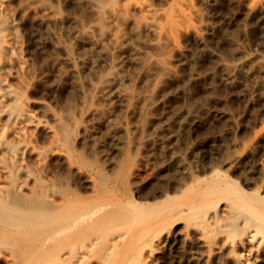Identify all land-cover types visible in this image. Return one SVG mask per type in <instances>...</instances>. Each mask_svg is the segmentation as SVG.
Returning <instances> with one entry per match:
<instances>
[{
	"label": "rangeland",
	"instance_id": "rangeland-1",
	"mask_svg": "<svg viewBox=\"0 0 264 264\" xmlns=\"http://www.w3.org/2000/svg\"><path fill=\"white\" fill-rule=\"evenodd\" d=\"M44 1L57 12L45 26L37 20L39 12L25 9L20 0H11L8 6L16 16L14 28L26 59L31 97L46 103L70 127L64 148L73 163L54 155L49 171L40 170L39 176L56 181L59 190L74 200H107L121 212L150 203L144 206L161 222L153 227L164 230L148 264H242L241 254L250 259L247 264H264V240L251 235L254 226L250 233L244 231L240 213L230 217L220 207L211 217L188 208L208 188L216 197L224 194L264 209V3L250 9L249 0H193L184 9L199 14L192 23L204 43L196 40L193 27L182 23L185 30L175 34L173 49L164 34L141 30L135 36L131 23L119 18L110 23L105 13L91 10L93 0ZM100 1L105 9L129 4ZM178 1L146 0L168 12ZM131 11L139 19L153 16ZM156 19L167 23L163 17ZM74 29L91 31V36H76ZM109 31L124 33L121 51ZM240 51L251 59L243 65L247 72L222 81L220 62H237ZM68 54L70 61L64 59ZM170 57L169 72L146 64L149 58ZM118 69L126 86L103 98L97 91L102 78ZM11 81L17 84L14 77ZM97 108L105 113L91 112ZM34 110L54 123L47 109ZM84 172H91L94 180ZM171 211L179 219L176 225H169ZM95 254L89 264H102L104 253ZM146 254L125 259L127 254L122 253L114 257V264H144ZM2 259L0 264H5ZM57 259V254L50 257Z\"/></svg>",
	"mask_w": 264,
	"mask_h": 264
},
{
	"label": "bare ground",
	"instance_id": "bare-ground-1",
	"mask_svg": "<svg viewBox=\"0 0 264 264\" xmlns=\"http://www.w3.org/2000/svg\"><path fill=\"white\" fill-rule=\"evenodd\" d=\"M20 1L25 9L32 8L35 13L39 12L37 20L44 26L50 20L57 18L56 9L44 0ZM128 1L129 4L126 6L114 5L107 9L103 8V3L100 0L89 1V3L94 12L105 13L104 17L110 23L115 22L118 18L128 24L131 23L134 26L132 32L135 33V36H138L136 32L143 33L145 30L158 35L164 34L172 43L173 49H177L175 34L185 30L182 28V23L185 27H193L197 35L196 40L199 43L202 42L201 39H204L198 32L200 29L192 23L194 16L198 17L199 14L188 13L184 9L185 6L191 5L193 0H179L171 12L160 10L146 0ZM262 1L249 0L250 9H255L261 3L263 4ZM10 3L11 0H0V257L4 259L5 264H89L94 254L102 251L104 253L102 264H114V257L122 253L127 254L125 258L127 259L129 257L139 258L147 252L144 264H148L150 256L155 252L160 239L163 238L161 235L164 230H155L156 225L161 223L160 216L158 215L159 217L156 219L152 209L144 206L150 205V203H138L135 206V208L139 207L137 211L131 206L134 212H127V210L124 212L125 209L122 210L119 207L121 212L118 211V207L116 208L107 200H102L99 203L74 200L59 190L56 181L43 180L39 176L38 171L49 169L54 155L62 158L67 157L66 161L69 160L70 156H68L64 144L70 137V127L59 113L48 108L43 101L31 97V91H29L31 82L24 74L26 59L23 56L22 43L14 28L15 13L8 9ZM132 9L146 11L153 16L139 19L135 17ZM156 16L165 18L167 23L161 24ZM73 20L76 19L73 18ZM90 32L79 29L72 31L76 36L79 34L85 37L89 36ZM107 35L116 44H119V51H121L126 40L124 33L120 32L116 35L109 31ZM132 51H136V49L132 48ZM239 54V60L233 64L220 62L223 73L222 81H232L234 76L236 78V73L244 70L245 66L243 67V65L251 60L243 51H240ZM64 59L70 61L71 56L68 54ZM170 60H172L171 57L166 60L149 58L146 64L150 63V66L157 64L169 72ZM248 72L251 71L248 70ZM120 73L118 69L102 78L97 91L104 96L103 98L107 94L110 98V94H115L114 88L118 90L121 85H125L122 83L123 76ZM42 74L44 76V73H41V76ZM13 77L17 80V84L11 81ZM55 77L52 78V81L56 79ZM110 91L114 93H109ZM37 106L47 109L46 112L53 116L54 123L36 114L34 107ZM185 111L187 108L184 109ZM91 112L105 113L99 108ZM105 115L103 119H105ZM106 119L108 118L106 117ZM69 120L71 123L73 122L72 119ZM99 122L101 123V121ZM71 162L73 163V161ZM32 163L37 166V170L31 165ZM91 172H84V174L86 173L87 177L94 180V175ZM206 178L207 176L204 177V179ZM205 190L206 193L203 191L205 195H201L197 204L193 203L192 206L188 204L190 210L202 211L211 217L216 216L220 207H223V211L230 217L240 213L243 216L244 231L248 233L251 226H254V233L251 235L259 234L260 239L264 240V209L257 208L258 204L250 206L249 203L232 200L224 194L223 197H216L214 191L212 194L208 188ZM252 199L256 202L261 201L256 197ZM251 204L253 203L251 202ZM244 209L247 212L243 213ZM171 213L172 211L168 212L169 225H176L179 223V219L171 216ZM23 236H29V238L20 240ZM156 236L161 237L156 240ZM56 254L58 259L50 260V257ZM244 256L243 254L238 256L239 262L247 264V260L250 259Z\"/></svg>",
	"mask_w": 264,
	"mask_h": 264
}]
</instances>
